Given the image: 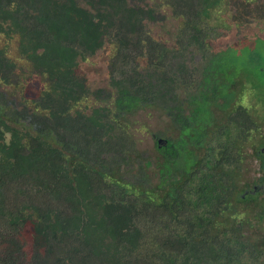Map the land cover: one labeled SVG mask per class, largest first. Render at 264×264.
I'll return each mask as SVG.
<instances>
[{
	"label": "trees",
	"instance_id": "obj_1",
	"mask_svg": "<svg viewBox=\"0 0 264 264\" xmlns=\"http://www.w3.org/2000/svg\"><path fill=\"white\" fill-rule=\"evenodd\" d=\"M164 1L181 20L169 38L141 0H0V264H264V238L229 216V169L193 166L179 143L154 161L174 182L154 185L126 127L159 106L181 126L179 95L203 96L191 81L201 75L196 58L233 80V46L262 41L242 34L214 51L225 0ZM256 10L264 17V0ZM105 54L117 67L114 108L87 105L106 91L90 90L80 71ZM28 81L41 83L31 96Z\"/></svg>",
	"mask_w": 264,
	"mask_h": 264
},
{
	"label": "flooded vegetation",
	"instance_id": "obj_2",
	"mask_svg": "<svg viewBox=\"0 0 264 264\" xmlns=\"http://www.w3.org/2000/svg\"><path fill=\"white\" fill-rule=\"evenodd\" d=\"M144 1L141 0V4H145ZM146 1L149 4L148 0ZM159 5L154 2L153 7L161 8ZM262 42L264 43V39ZM199 57L201 61L195 66L201 69V75L197 81H191L204 87L203 96L193 102L194 96L190 94L189 97V92L179 95L185 108V118L181 126L171 114H166L169 119L167 122H170L168 130L174 127L179 135L174 137L153 133L155 148L162 156V149L180 143L186 148L188 156L194 160L193 166L205 169L209 164H214L219 174L223 169H229L233 186L229 203L232 223L235 228L241 229L251 238H264V55L255 60L249 55L244 61L239 60L240 65H232L241 71L233 80L223 72L215 70L218 67L215 64L206 65L203 55H199L197 59ZM212 67L215 69L212 70ZM85 76L87 85L92 90L90 76ZM101 89L106 91L99 100L104 102L101 103L102 106L110 105L114 108V91H107L111 87ZM197 110L198 115L195 117L193 112ZM133 126L129 120L126 121V127L136 141ZM195 128L201 130L195 132ZM195 136L200 142L198 147L194 145ZM160 141L165 143L162 148ZM224 150L229 152L227 158L224 156ZM149 161L153 166L154 160ZM163 181L168 185L174 182L171 175L162 180L159 169L157 183L162 184Z\"/></svg>",
	"mask_w": 264,
	"mask_h": 264
},
{
	"label": "rangeland",
	"instance_id": "obj_3",
	"mask_svg": "<svg viewBox=\"0 0 264 264\" xmlns=\"http://www.w3.org/2000/svg\"><path fill=\"white\" fill-rule=\"evenodd\" d=\"M245 1L251 5H249V8L246 5V9L242 10L243 12H239L237 10V6L243 4V2ZM258 1L259 0L224 1L223 6L226 7V9L224 10V16L220 19L218 23L220 25L219 33L221 34V36L212 41V49L214 51L229 49V47L234 45L236 41L242 40V34H246V36L248 37L256 36L264 39V17H261L262 14H260L256 10ZM148 2L152 6H154V2L160 5L163 4V7L161 8L156 7L158 12L156 13L157 21L150 23V26L157 30L156 33L158 35H168V38L171 37L173 30H176L181 20L178 18H174L172 9L166 6L165 3H163L164 0H148ZM144 3L146 4L147 1L145 0ZM172 40L173 39H171V41ZM5 45H7L6 40L1 39L0 47H3ZM16 49L17 47L14 42L11 44V48L9 47V50H11V56L14 59H16L17 56ZM232 53L240 61H244L249 55L252 57L253 60L261 59L262 55H264V43L258 38L252 40V42H240L237 45L233 46V49L231 50V54ZM199 61H201V57L197 59L196 64H199ZM261 63L262 62H259V64ZM126 66L129 68V65ZM25 67L26 66L23 61L20 71ZM80 68V71L84 75L86 74L87 77L90 76L91 88L92 90H96L97 88L110 89V77L112 74L115 73L117 67L114 66V61H112V57L109 54H105L99 55L97 57H91V60L88 62H81ZM26 84H28L25 90L26 96H31L30 90L32 87L35 86L37 88H40L39 85H41V83H37L36 81H28L26 82ZM107 91L112 93L114 90L111 87V89ZM101 103L104 102L99 100H93L90 104L87 101V105L90 106H102ZM197 115L198 110L196 111L194 116L197 117ZM168 120L169 119L163 112V108L161 106H159L158 108H144L140 112L137 111V114L129 118V121L134 125L132 131L136 136L138 151L145 158L146 161L154 160L157 165L161 162V155L155 148L154 140L152 138L153 133H162L164 136L178 137L179 132L174 127H171V130H168V126L170 125V122H167ZM194 130L195 132H199L201 128H195ZM188 159L189 157H183V160ZM157 165L153 164V166H150L148 168L149 174L154 179V185L157 184L159 179L160 167Z\"/></svg>",
	"mask_w": 264,
	"mask_h": 264
},
{
	"label": "water",
	"instance_id": "obj_4",
	"mask_svg": "<svg viewBox=\"0 0 264 264\" xmlns=\"http://www.w3.org/2000/svg\"><path fill=\"white\" fill-rule=\"evenodd\" d=\"M164 144H165L164 141H160V147L161 148L163 147Z\"/></svg>",
	"mask_w": 264,
	"mask_h": 264
}]
</instances>
